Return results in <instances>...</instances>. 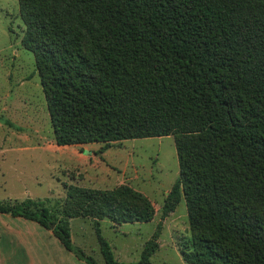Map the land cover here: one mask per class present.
Segmentation results:
<instances>
[{"label": "trees", "instance_id": "obj_1", "mask_svg": "<svg viewBox=\"0 0 264 264\" xmlns=\"http://www.w3.org/2000/svg\"><path fill=\"white\" fill-rule=\"evenodd\" d=\"M17 1L54 143L173 136L179 174L161 219L184 199L183 261L264 264V0ZM63 188L62 202L0 201V213L38 223L97 264L70 236L71 219H91L104 264H125L100 221L148 223L149 199L126 185ZM159 230L135 264H152Z\"/></svg>", "mask_w": 264, "mask_h": 264}, {"label": "rangeland", "instance_id": "obj_2", "mask_svg": "<svg viewBox=\"0 0 264 264\" xmlns=\"http://www.w3.org/2000/svg\"><path fill=\"white\" fill-rule=\"evenodd\" d=\"M23 32L18 1L0 0V142L2 136L10 137L5 142L8 151L0 157V199L29 197L55 204L65 197L63 184L102 190L126 185L146 196L161 217L163 201L179 174L173 136L126 140L107 148L56 146L34 56L20 43ZM25 147L38 150L19 151ZM174 213L180 226L187 228L183 235H189L183 198ZM70 227L73 245L103 264L91 221L73 219ZM100 230L103 238L116 242L108 225L101 224ZM117 239L123 241L121 236Z\"/></svg>", "mask_w": 264, "mask_h": 264}, {"label": "crops", "instance_id": "obj_3", "mask_svg": "<svg viewBox=\"0 0 264 264\" xmlns=\"http://www.w3.org/2000/svg\"><path fill=\"white\" fill-rule=\"evenodd\" d=\"M7 140H10V137H1L0 157L4 156L6 151H8L5 148V142ZM37 147H25L19 151H37ZM49 150L57 151L56 148ZM77 186L84 187L79 183ZM26 199L31 198L28 197ZM7 200L23 201L25 199H0V201ZM159 216L155 213L153 220L148 223L115 225L109 220L107 222L104 219L100 221V227L104 223L108 225L116 238V242L108 241L105 238L103 239L111 248L113 257L117 262L125 264L137 263L140 260L144 246L153 239L155 232L160 228L158 238L156 239L158 247L151 255L150 262L152 264H186L179 253L177 240L184 236L183 234L187 232V228L180 226L174 212L170 213L164 219H161ZM88 220L92 223L91 219ZM144 226H147L148 229H143L146 228ZM118 236H121L123 241L118 240ZM101 258L103 261L102 255ZM0 264L85 263L67 251L50 230L43 228L36 222L0 213Z\"/></svg>", "mask_w": 264, "mask_h": 264}, {"label": "water", "instance_id": "obj_4", "mask_svg": "<svg viewBox=\"0 0 264 264\" xmlns=\"http://www.w3.org/2000/svg\"><path fill=\"white\" fill-rule=\"evenodd\" d=\"M51 228H53V227H51Z\"/></svg>", "mask_w": 264, "mask_h": 264}]
</instances>
